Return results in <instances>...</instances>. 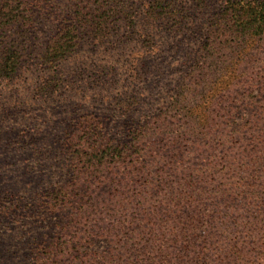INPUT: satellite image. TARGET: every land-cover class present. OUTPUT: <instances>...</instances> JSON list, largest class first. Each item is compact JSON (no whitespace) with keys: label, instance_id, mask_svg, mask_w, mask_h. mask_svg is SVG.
<instances>
[{"label":"trees","instance_id":"trees-1","mask_svg":"<svg viewBox=\"0 0 264 264\" xmlns=\"http://www.w3.org/2000/svg\"><path fill=\"white\" fill-rule=\"evenodd\" d=\"M37 1L0 0V78L21 58L5 27L29 23ZM172 3L151 17L174 35L185 16ZM78 32L61 30L45 61ZM185 59L148 110L123 100L122 136L87 115L48 170L31 157L13 172L26 190L0 188V264H264V0H227Z\"/></svg>","mask_w":264,"mask_h":264},{"label":"rangeland","instance_id":"rangeland-1","mask_svg":"<svg viewBox=\"0 0 264 264\" xmlns=\"http://www.w3.org/2000/svg\"><path fill=\"white\" fill-rule=\"evenodd\" d=\"M172 1L185 16L174 35L166 32L170 25H158L151 17L157 0H38L29 23L5 27L7 45L14 43L21 54L15 74L0 78V188L10 187L5 196L13 189L22 196L26 189L10 179L32 163L31 157L48 170L84 116L109 120L104 125L122 136L117 126L123 124V100L148 110L160 87L169 88L182 76L185 55L196 49L227 0ZM99 16L110 31L107 38L95 33ZM71 25L79 30L73 52L56 65L47 63L46 48ZM146 35L161 53L148 52ZM181 63L180 72H170ZM141 94L144 101L137 105Z\"/></svg>","mask_w":264,"mask_h":264}]
</instances>
